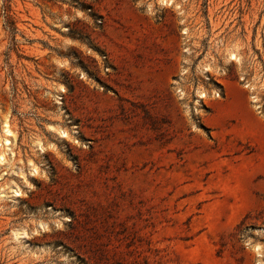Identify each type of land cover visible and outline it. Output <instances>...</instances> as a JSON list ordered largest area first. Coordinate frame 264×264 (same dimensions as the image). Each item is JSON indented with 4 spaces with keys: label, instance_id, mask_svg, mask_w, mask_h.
<instances>
[{
    "label": "rangeland",
    "instance_id": "obj_1",
    "mask_svg": "<svg viewBox=\"0 0 264 264\" xmlns=\"http://www.w3.org/2000/svg\"><path fill=\"white\" fill-rule=\"evenodd\" d=\"M6 121L0 264H264V0H0Z\"/></svg>",
    "mask_w": 264,
    "mask_h": 264
},
{
    "label": "bare ground",
    "instance_id": "obj_2",
    "mask_svg": "<svg viewBox=\"0 0 264 264\" xmlns=\"http://www.w3.org/2000/svg\"><path fill=\"white\" fill-rule=\"evenodd\" d=\"M229 58L232 60H237L238 56L235 52H232L230 54ZM200 96L202 98L206 97V93H204L202 91L200 93ZM3 130H4V137L1 138V140H0V161H1V163H3L7 159L6 154L8 153L9 150L13 149L12 147H11V149H9V148L11 145L14 144V141H15V134H14L13 130L11 129V125L7 121L4 123ZM62 133L64 135H66L65 131H62ZM2 146H3V149H1ZM256 250L259 252V254L261 256L260 246H257Z\"/></svg>",
    "mask_w": 264,
    "mask_h": 264
},
{
    "label": "trees",
    "instance_id": "obj_3",
    "mask_svg": "<svg viewBox=\"0 0 264 264\" xmlns=\"http://www.w3.org/2000/svg\"><path fill=\"white\" fill-rule=\"evenodd\" d=\"M6 10H7V9H6ZM9 18H10V17H9ZM9 18H8V19H9Z\"/></svg>",
    "mask_w": 264,
    "mask_h": 264
}]
</instances>
